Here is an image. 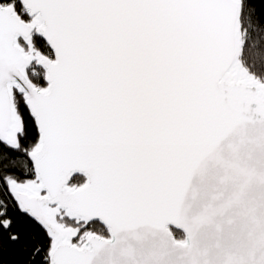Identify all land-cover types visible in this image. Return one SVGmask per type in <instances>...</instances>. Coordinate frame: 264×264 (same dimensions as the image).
Instances as JSON below:
<instances>
[{
	"label": "snow or ice",
	"instance_id": "snow-or-ice-1",
	"mask_svg": "<svg viewBox=\"0 0 264 264\" xmlns=\"http://www.w3.org/2000/svg\"><path fill=\"white\" fill-rule=\"evenodd\" d=\"M0 264H264V0H0Z\"/></svg>",
	"mask_w": 264,
	"mask_h": 264
}]
</instances>
